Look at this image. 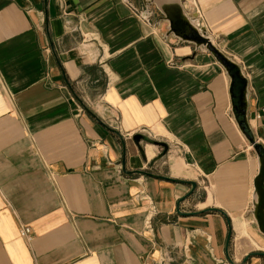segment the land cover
<instances>
[{"label":"crops","instance_id":"1","mask_svg":"<svg viewBox=\"0 0 264 264\" xmlns=\"http://www.w3.org/2000/svg\"><path fill=\"white\" fill-rule=\"evenodd\" d=\"M177 1L240 66L264 144V0ZM167 32L142 0H0V264H160L164 253L162 264H229L228 223L208 208L227 214L241 264L232 221L252 211L257 160L237 136L225 71ZM76 96L121 134L126 171L195 192L178 206L190 186L125 174L119 137ZM154 142L172 154L166 173L151 171Z\"/></svg>","mask_w":264,"mask_h":264},{"label":"water","instance_id":"2","mask_svg":"<svg viewBox=\"0 0 264 264\" xmlns=\"http://www.w3.org/2000/svg\"><path fill=\"white\" fill-rule=\"evenodd\" d=\"M144 5H156L163 14V21L168 23L167 36L173 35L182 43H189L194 46L195 50L204 48L216 61V63L225 71L229 78L228 95L230 101V111L233 120L243 136L245 141L251 146L257 157L258 171L253 179V194H252V211L251 214L256 223L258 232L264 237V145L259 142L252 130L248 119V81L244 76L240 66L233 60L221 52L211 41L209 37L193 24L190 18L182 11L181 6L177 0H142ZM195 17V16H193ZM195 55V54H194ZM65 82L71 89L67 79ZM82 109L95 119L97 123L102 125L108 131L117 135L122 143V170L127 175H141L151 177L154 179H161L171 183H178L190 186V191L179 200V204L185 199L189 198L197 189V184L194 181H186L179 179H172L168 177L158 176L146 171H126V147L121 134L109 127H107L77 96ZM144 140L142 135H135L133 137L134 143L137 145L139 151H142L139 143ZM154 145L160 146L167 150L164 143L154 142ZM217 212L220 213L228 223V234L226 240V258L229 264H234L228 253L229 243L232 237V227L229 218L225 212L217 208H208L200 213ZM177 213L181 214L179 209ZM195 213V214H200ZM253 257L263 258V252H251L242 259L241 264H247L249 259Z\"/></svg>","mask_w":264,"mask_h":264},{"label":"rangeland","instance_id":"3","mask_svg":"<svg viewBox=\"0 0 264 264\" xmlns=\"http://www.w3.org/2000/svg\"><path fill=\"white\" fill-rule=\"evenodd\" d=\"M87 49V47L83 46L82 51L84 52ZM87 59L90 61L91 57L89 53H86ZM234 121V120H233ZM235 129L237 131V136L239 140L243 144V148L245 151L248 152L250 159L255 162L257 160V157L255 155V152L253 149H249V144L245 141L243 136L240 134L239 130L237 129V126L234 122ZM151 141H163L160 138H154L152 136ZM157 151L159 153V158L157 161V168L156 170H151V171H160L162 173L167 172V161L171 158V153L167 151L164 153V150L162 147L157 146ZM191 171V170H189ZM252 174H255V170L253 171ZM195 177V175H194ZM210 190L208 194L210 195ZM209 198V197H208ZM243 206V205H242ZM251 207H244L241 212L236 213L235 216H241L240 219H234L232 221L233 223V229H234V239H235V254H236V249L238 248V256L243 258L245 255L251 253V252H263L264 253V237L258 232L256 223L253 219V216L251 215ZM256 262L257 264H264V259L263 258H258V257H253L249 259V261ZM248 261V262H249Z\"/></svg>","mask_w":264,"mask_h":264},{"label":"built area","instance_id":"4","mask_svg":"<svg viewBox=\"0 0 264 264\" xmlns=\"http://www.w3.org/2000/svg\"><path fill=\"white\" fill-rule=\"evenodd\" d=\"M139 16L141 17V19L144 21V22H149V19H148V16L146 14H142V13H139ZM263 112H264V109H263ZM256 119H260L261 118V115L260 114H257L256 116ZM264 145V144H263ZM19 234L21 237H24V238H30V228L29 227H22L19 231ZM185 250V248L183 247V251ZM169 254L168 253H164L162 255V258H161V262L160 264L162 263H166L169 261ZM143 264H150L148 262H144Z\"/></svg>","mask_w":264,"mask_h":264},{"label":"bare ground","instance_id":"5","mask_svg":"<svg viewBox=\"0 0 264 264\" xmlns=\"http://www.w3.org/2000/svg\"><path fill=\"white\" fill-rule=\"evenodd\" d=\"M251 127L254 125V122H250ZM249 149H251V146H249Z\"/></svg>","mask_w":264,"mask_h":264}]
</instances>
